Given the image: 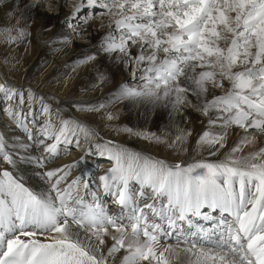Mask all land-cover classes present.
<instances>
[{
    "label": "snow or ice",
    "instance_id": "snow-or-ice-1",
    "mask_svg": "<svg viewBox=\"0 0 264 264\" xmlns=\"http://www.w3.org/2000/svg\"><path fill=\"white\" fill-rule=\"evenodd\" d=\"M45 2L37 0L40 7ZM26 5L27 0L19 5L0 0L13 17L14 7ZM28 8L39 12L36 5ZM70 15L77 27L97 15L106 17L110 30L100 50L142 67L138 74L145 87L121 85L114 102L140 98L179 111L195 97V106L209 117L197 144L214 149L210 156L225 148L229 129L243 135L222 160L174 165L112 141L89 144L87 154L114 161L100 177V187L119 207L113 213L90 180L72 175L78 160L46 167L62 153L82 148L81 136L88 142L95 130L55 119L45 97L28 93L26 98L0 83V111L7 102L8 115L29 132L27 109L30 123L39 128L33 127L28 138L40 137L41 155L34 162L44 168L50 189L40 194L25 186L13 171L19 155L7 151L0 136V264H117L118 253L119 264H172L180 253L183 264H264V0H79ZM27 34L26 27L16 35L0 29L6 42ZM94 59L95 54L80 63ZM36 100L41 118L32 109ZM124 131L167 147L190 135L178 129L169 140ZM257 139L256 150L244 153Z\"/></svg>",
    "mask_w": 264,
    "mask_h": 264
},
{
    "label": "bare ground",
    "instance_id": "bare-ground-1",
    "mask_svg": "<svg viewBox=\"0 0 264 264\" xmlns=\"http://www.w3.org/2000/svg\"><path fill=\"white\" fill-rule=\"evenodd\" d=\"M78 2L79 0H46L43 7H40L37 0H27L25 7L13 8L16 14L18 11H24L26 24L30 27H26L28 34L14 43L2 41L3 38L0 37V83L6 82L23 91L26 98L28 93H32L35 97H45L44 102L55 112V119L63 118L79 122L95 130L97 136L89 137L88 142H84V137L81 136L82 148H73L68 153H62L58 159L50 161L46 167H59L61 164L78 160L79 164L73 169L72 175L90 180V187L100 192V201L107 209L115 213L119 211L118 205L100 187V177L108 172L114 161L109 160L106 154L100 155L95 152L87 154L89 144L112 141L116 147L174 165L184 161L191 163L198 160H222L231 147L241 139L243 130L229 129L225 148L221 149L216 156H210L209 152L214 149H210L206 144H197L200 134L208 128L209 117L203 115L195 106V97L189 96L188 101L191 103L185 102L179 111L173 110L171 106L162 110L159 105H163V102L151 103L140 99L151 113L141 114L138 117L135 115L136 110L142 105L141 102L135 103L136 99L131 98L114 102V93L121 85L137 90L145 87V78L138 74L142 71V67H138L134 61L130 62L128 57L100 50L101 40L110 30L106 17L97 15L89 19L86 24L80 21L78 23L81 26H76L70 13L75 11V5ZM12 3L13 0H7V4ZM15 3L19 5L20 0H15ZM28 5H36L39 12L34 10L29 12ZM12 19L7 7L0 6V29L7 27L9 29ZM33 23L39 24L41 30L45 31L37 36L36 28L31 27ZM40 41L42 43H39ZM133 51H136L135 47ZM93 54H95L94 60L80 63ZM43 58H46L47 63L43 62L41 65ZM129 69H131L130 72ZM52 73H59V75L49 82ZM101 77L104 79L101 80ZM213 91L221 94L219 89ZM39 103V100H36L32 104L37 118H41ZM99 104H104L105 107L97 112L87 110L90 106ZM9 107L10 105L5 102L3 111H0V136L4 137L6 150L19 155L13 171L22 179L25 186L34 192L47 194L50 189L46 177L42 175L44 168L34 162L35 158L41 155V145L37 143L40 137L37 136L36 140L28 138L32 128L36 126L30 123L32 117L28 114V110L24 109L25 115L28 116L25 122L29 124V132L17 127L16 122L8 115ZM154 111L158 112L157 117L152 113ZM108 115L113 118L108 119ZM156 118H159L161 125L158 129L159 136L173 139L178 129L190 132V135L186 136L183 143L173 147L166 148L167 146L161 143L166 148L162 150L159 146L148 143L143 137L129 135L124 131L128 128L139 132L152 130L151 126L156 124ZM115 123H122V126L116 128ZM210 130L221 131L219 128ZM36 131L39 132L38 127ZM195 132H197V140L191 152L187 154L185 145L191 143L194 139H191V136ZM259 145L260 141L257 139L254 144H248L245 147L244 153L255 151ZM172 148L176 149V152L170 150ZM193 155L198 159L193 158ZM80 157L83 159L80 160ZM4 167L8 166L4 165ZM80 191L83 193V185L80 186ZM111 243L109 239L108 244ZM120 255L121 253L117 254V264H119ZM183 259L184 254L180 253L178 258H172V264H183Z\"/></svg>",
    "mask_w": 264,
    "mask_h": 264
},
{
    "label": "rangeland",
    "instance_id": "rangeland-1",
    "mask_svg": "<svg viewBox=\"0 0 264 264\" xmlns=\"http://www.w3.org/2000/svg\"><path fill=\"white\" fill-rule=\"evenodd\" d=\"M16 13V12H15ZM10 16H11V19H12V22H11V24L9 25V29L11 30V35H15V34H17V32L21 29V28H25V27H30V25H28V24H26V22H27V20L25 19L26 18V16L24 15V11H18L17 12V15L15 16V17H13V15L12 14H10ZM25 17V18H24ZM25 19V20H24ZM17 20L19 21L18 23H17ZM25 23V24H24ZM35 23H33V25H31V27L33 28V27H35L36 28V33H37V36L40 34V32H44L45 30H41V27H39L40 25L38 24H35ZM8 28V27H7ZM2 41H5L4 39L2 40ZM39 43H42L41 41L39 42ZM9 44H12V43H9ZM43 62H46L47 63V60H46V58H43L42 59V62H40L41 63V65H42V63ZM39 64V63H38ZM40 65V64H39ZM131 71V69H129V72ZM53 75H51L50 77H49V82H52L58 75H59V73H52ZM138 99V100H137ZM136 100H135V103L137 102L138 104L141 102V106H140V109H138V110H136V117H138V116H140L141 114L142 115H147L148 113H151L147 108H146V105L144 104V102L143 101H141L140 100V98H137ZM159 108H161L162 110H163V108L165 109V106H163V105H159ZM90 112H92V111H90ZM156 117L158 116V112H156V111H154V112H152ZM157 119V122H156V124H154L153 126H151V127H153V129L151 130H146L147 131V133H154V134H156L157 136H159V133H158V129H160V123H159V118H156ZM122 123H123V121H122ZM121 123V124H122ZM125 123V122H124ZM121 124H119V123H115V125H116V128H119V127H121L122 125ZM160 125V126H159ZM154 127H155V129H154ZM158 127V128H157ZM196 135H197V132H195L192 136H191V139L192 138H194L192 141H191V143H189V144H187V145H185V150L187 149V154H189L190 152H191V150H192V148H193V145H194V143H195V141L197 140V137H196ZM196 137V138H195ZM147 142L148 143H150V144H152V145H155V146H159V148L160 149H162V150H166V148H168V147H166L165 148V146L163 147L162 146V144L161 143H156L155 142V140H147ZM187 146V147H186ZM170 150H175V152H176V149H174V148H172V149H170ZM171 152V151H170ZM171 154V153H170ZM170 157H172V156H170ZM196 156H194L193 155V158H195ZM197 159H198V157H196ZM197 159H194V160H197ZM170 162V161H169ZM172 164V163H171ZM174 164V163H173ZM83 191H84V189H83ZM81 192V191H80ZM110 207V206H109Z\"/></svg>",
    "mask_w": 264,
    "mask_h": 264
}]
</instances>
